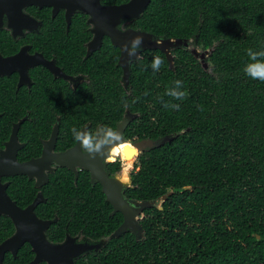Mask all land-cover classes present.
<instances>
[{"label": "trees", "instance_id": "obj_1", "mask_svg": "<svg viewBox=\"0 0 264 264\" xmlns=\"http://www.w3.org/2000/svg\"><path fill=\"white\" fill-rule=\"evenodd\" d=\"M129 26L156 38L193 39L202 50H210V70L185 47L174 50V69L161 51H146L132 63L130 88L125 89L119 50L107 42L87 63L92 83L108 96L100 111L85 105L61 111L63 137L89 120L116 129L130 110L138 117L126 130L129 140L171 139L139 156L132 188L124 192L136 201L173 192L162 211H144V237H112L123 216H111L113 208L102 187L93 186L85 171L76 183L72 172L57 168L41 190L26 176L5 178L11 183L9 196L25 208L39 191L44 194L47 202L36 214L43 220L57 219L47 231L52 243H62L67 235L84 236L90 243L109 239L102 252L88 253L76 264H264V82L243 72L251 62L247 50H264V0H151ZM155 56L164 61L158 72L150 67ZM177 80L182 82L179 90L188 93L183 100L165 95ZM169 103L178 104L179 111L166 108ZM11 111L0 98V149L11 135V120L17 122ZM49 116L43 124L38 120L22 125L19 138L28 145L19 161L41 155L39 139L49 137L54 121ZM34 149L39 152L32 153ZM122 153L117 158L127 161L124 174L134 155L125 148ZM107 170L111 176L120 173V161L109 163ZM14 232L11 219L1 216L0 244ZM34 257L26 244L16 258L8 253L4 264H29Z\"/></svg>", "mask_w": 264, "mask_h": 264}, {"label": "water", "instance_id": "obj_2", "mask_svg": "<svg viewBox=\"0 0 264 264\" xmlns=\"http://www.w3.org/2000/svg\"><path fill=\"white\" fill-rule=\"evenodd\" d=\"M7 2L8 0H2ZM63 7L66 8V17L68 23L71 22V16L77 11H81L91 17L90 22L96 25L93 30L95 35L94 42L90 47L93 52L96 41H101L104 35L111 38L114 46L121 50L119 65L123 69V83L125 87L130 84L131 68L130 60L137 58H129L126 52L122 51V46L131 41L136 36H143L144 42L142 48L144 50H159L164 53L169 61L171 69H174L173 49L188 47L189 42L181 39H155V37L147 32L128 29L120 31L119 26L123 21L139 19L151 3V0H130L121 5L103 6L101 0H63ZM31 5H48L57 10V1L44 2L43 0H25ZM158 42V43H157ZM192 54L203 59L208 52L198 55L197 49ZM139 56V53H138ZM20 56L12 59L3 60V64L7 65L15 63ZM49 66V65H48ZM50 67V66H49ZM204 69L208 68V63H203ZM51 68V67H50ZM26 72L22 73L25 75ZM58 75L57 72H55ZM5 73H0L2 76ZM23 77V76H22ZM24 78V77H23ZM135 117L127 115L118 125L117 129L123 136V142L105 149L106 156H89L82 152L79 143L66 152L56 153V140L58 135V127L54 129L52 137L49 141L44 142V150L39 158L31 159L27 162H19L18 154L24 148V144L19 141V131L26 119L20 120L13 125L12 133L8 142L5 143L4 149L0 150V217L5 216L12 220L15 233L10 238L0 244V264H4L5 255L11 253L15 258L19 250L29 244L35 254L34 260L29 264H39L45 262L47 264H76L75 260L87 252L97 250L100 244L78 243L77 238L66 236L62 243H52L48 240L47 231L54 220H42L36 214V208L47 200L42 193H39L32 204L22 209L9 196L7 189L9 183H3L5 177L26 176L30 181L35 180V187L41 189L49 184V174L56 171V167L66 168L75 175V182H78L80 170H84L91 175V184H100L102 192L106 197V201L110 203L114 210L112 215L121 213L123 215V224L113 234V237L120 238L123 234L131 232L139 239L143 235V228L138 222L140 217L147 209L158 208L163 210L164 203L173 192L164 195L153 201H134L128 200L124 196L125 190L132 188L131 183L124 181L119 176H111L107 171V165L113 155L116 147L122 144H131L133 149L137 151V156L141 155L145 150H151L162 147L166 142L170 141L169 137L160 140L145 139L136 143H131L125 137V131ZM86 130V129H84Z\"/></svg>", "mask_w": 264, "mask_h": 264}, {"label": "flooded vegetation", "instance_id": "obj_3", "mask_svg": "<svg viewBox=\"0 0 264 264\" xmlns=\"http://www.w3.org/2000/svg\"><path fill=\"white\" fill-rule=\"evenodd\" d=\"M47 1L54 3V1L57 0H43V3ZM101 4L103 6H109V4H103V0H101ZM63 5L64 1L58 0L56 5L57 10H54V7L48 5L42 4V6H36L31 5L29 3L27 4L25 0H8L7 2L0 0V73H5L0 76V98H3L11 105V118L17 120V122L11 120L13 125L18 123L22 119H26L24 123H34L39 120V122L43 124L44 121L50 120L45 118L46 114L50 115L49 117L51 119H54V121H52V128L49 137L45 139L40 137L39 139V143L41 144V155L44 150V142H47L51 139L54 129L56 127H58V135L55 148L56 153L66 152L74 148L77 144V141H74V137L71 131L69 134L66 133L68 135L67 137H63L61 135L62 116L60 114L62 109L85 105L91 110L100 111V107L105 103L108 97L107 93L101 92L99 89L96 88V85L92 83V81L94 80L93 77H89L91 73L90 70L92 69L87 66L88 59L91 56H95V54L97 53L103 52L105 50L104 46L107 42L110 43L112 47L119 50L120 55L118 63L121 57V50L118 47L114 46L111 38L106 35L102 37L100 42H95V47H97V49H95L93 52H90V47L92 46L95 39L93 30L96 29L98 26L96 27L95 24L90 22V16L79 10H77L71 16V22L68 23L66 17L67 10L63 7ZM131 21L133 20L123 21L118 27L119 30L124 32L128 29H134L129 26ZM73 28L75 29L72 30ZM155 39L165 38L155 37ZM188 42L189 46L185 48L191 51V53L195 49H197L199 56L203 53L206 54V52H208V54H206L203 59L196 57L202 66L203 63H208L207 57L210 54V50H202L193 39ZM174 50L175 49L172 50L173 55ZM146 51L153 50H144L142 48L139 52L138 58L130 60V68L132 63L142 58L143 53H145ZM18 56H20V58L15 63H8L7 65H4L2 62L3 60L12 58L14 59ZM205 70H210L209 63L208 68ZM24 72H26L25 75L22 74ZM55 72H57L58 75H56ZM122 84L125 89L130 88L129 86L125 87V84L123 83V77ZM21 115H23V117L19 118V116ZM127 115H132L135 117L132 122L138 117L137 114L131 113L130 110H126L123 119ZM1 117L2 115L0 114V118ZM120 122H118L117 125ZM101 126L107 125L103 123H96L94 120H89L83 126H81L80 130L86 129L87 131L94 132L98 127ZM73 127L78 128V126ZM66 138L67 141L65 143L63 140ZM9 139L7 141H4L3 148H1L0 150L4 149L5 143L8 142ZM127 140L129 139L127 138ZM142 140L145 139L129 141L131 143H136ZM20 143L25 145L24 148L28 145V143L25 141H20ZM34 145L39 147V145L36 143ZM58 148L63 149L60 150ZM38 150L34 149L32 153L36 154L37 152H39ZM146 151L148 150H145L144 152ZM41 155L31 159L39 158L41 157ZM109 163L111 162H108V164ZM57 168L60 167H56V170ZM82 171L84 170H80V173ZM132 174L133 172L131 173V176ZM114 176H119V173ZM5 178L2 179V182L11 184L8 180L3 181ZM33 181L35 183V180ZM130 181L132 186V180ZM39 193L42 192L39 191L38 194ZM111 216H113L112 213ZM143 217H145L144 213ZM140 220L142 221L143 219ZM134 236L136 237V235ZM75 237L77 238L78 243H90L88 238L84 236L78 235ZM143 237L144 231L141 238ZM108 240L109 239H104L97 243L91 242L90 244H100L101 246L99 249L92 250L88 253L98 254L99 252H102ZM88 253H85L84 255ZM42 263L45 262H41L39 264Z\"/></svg>", "mask_w": 264, "mask_h": 264}, {"label": "clouds", "instance_id": "obj_4", "mask_svg": "<svg viewBox=\"0 0 264 264\" xmlns=\"http://www.w3.org/2000/svg\"><path fill=\"white\" fill-rule=\"evenodd\" d=\"M143 42H144L143 36L138 35V36L134 37L128 43L124 44L122 46V51L126 52L130 59L131 58H138V53L142 49ZM247 55H248L251 62L247 63L245 65V67L243 69L244 74L247 77L251 78L252 80H258L260 82H264V50L254 51L252 49H248ZM163 63H164V61L162 60V58L160 56H155V57H153V60L151 62L150 67L153 70V72H158L160 70V68L163 66ZM174 83H175V87L168 88L165 92V95L171 96L176 100H183L184 98H186L188 93L186 91H180L179 90L182 87L181 81L177 80ZM165 107L166 108L170 107L176 111H179V108H180V106L178 104H170V103L165 104ZM71 132H72L74 139L79 143L82 152L89 155V156H92V157H95V156L105 157L107 154L105 149H110L112 146L118 145L119 143L123 142L122 134L118 130L113 129L109 126L98 127L94 132L93 131H87V130H80V129H77L76 127H73L71 129ZM116 161H120V160L117 159ZM143 218L144 217L142 215V217H140V219H143ZM140 221L138 220L139 223H140ZM141 226H142V224H141ZM143 231H144V229H143ZM127 233H130V232H127ZM112 237H113V235H112ZM135 238L137 241L142 239V238L138 239L137 237H135ZM76 260H75V263H76Z\"/></svg>", "mask_w": 264, "mask_h": 264}, {"label": "rangeland", "instance_id": "obj_5", "mask_svg": "<svg viewBox=\"0 0 264 264\" xmlns=\"http://www.w3.org/2000/svg\"><path fill=\"white\" fill-rule=\"evenodd\" d=\"M117 159H119L120 160V164H121V172L119 173V176H120V178H122V177H124L123 176V172L125 171V164H127V161L125 160L124 162L120 159V158H117ZM116 159V160H117ZM139 156H135V157H133L132 158V161H133V164H132V166H131V169H129V171H127V179L125 180L126 182H131L130 180H131V173L133 172V173H135V172H137L138 170H139V166H138V163H139ZM111 161V163L112 162H117V161Z\"/></svg>", "mask_w": 264, "mask_h": 264}, {"label": "bare ground", "instance_id": "obj_6", "mask_svg": "<svg viewBox=\"0 0 264 264\" xmlns=\"http://www.w3.org/2000/svg\"><path fill=\"white\" fill-rule=\"evenodd\" d=\"M133 146L131 144H122L118 147H116V149L113 151V155L112 157L110 158V161H113V159L117 158V157H120L122 154V150L125 148L127 149L128 151H130L134 157L137 155V151L135 149L132 148ZM127 172H125L123 174L124 177H122V179L125 181L127 179ZM126 178V179H125Z\"/></svg>", "mask_w": 264, "mask_h": 264}]
</instances>
